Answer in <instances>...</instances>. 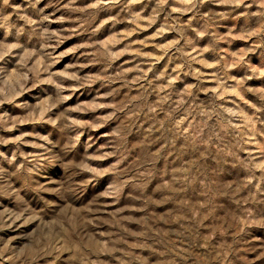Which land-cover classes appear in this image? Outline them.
<instances>
[{
	"label": "rangeland",
	"instance_id": "1",
	"mask_svg": "<svg viewBox=\"0 0 264 264\" xmlns=\"http://www.w3.org/2000/svg\"><path fill=\"white\" fill-rule=\"evenodd\" d=\"M0 264H264V0H0Z\"/></svg>",
	"mask_w": 264,
	"mask_h": 264
}]
</instances>
